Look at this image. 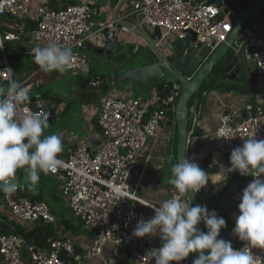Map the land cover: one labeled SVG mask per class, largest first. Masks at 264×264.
Segmentation results:
<instances>
[{
    "label": "built area",
    "instance_id": "built-area-1",
    "mask_svg": "<svg viewBox=\"0 0 264 264\" xmlns=\"http://www.w3.org/2000/svg\"><path fill=\"white\" fill-rule=\"evenodd\" d=\"M33 2L34 0H0V85L5 87L15 81L12 63L5 54L6 42H23V47L29 45L28 52L31 56L35 47H45L52 43L71 48L73 67L69 71L81 72V65L86 64L88 67L90 63L88 55L83 51L87 42L97 33L106 30H109V37H114L118 30V24L114 20H98V8L87 1L69 3L61 8L40 5L35 17V28L30 38L24 40V22L29 18ZM133 14L138 17L134 24L145 31H153L159 27L163 38L173 37L175 32L180 34V38L195 34L197 43L207 47H211L213 40L217 45L227 41L236 16L235 12L226 13L223 7L210 0H136L133 12L124 17ZM7 16L12 17L14 22H3ZM2 22L8 29L6 32L2 30ZM122 29L129 31L126 27ZM241 36L243 46L251 51L256 75L259 79H264V5L246 20ZM14 49L21 50L19 47ZM240 51L241 46L235 48L236 54ZM41 70L39 67L38 72ZM33 75L20 82L30 90L39 84L36 81L38 79H32ZM99 79L92 78L90 83L97 86L100 84ZM31 103L35 104L34 111L30 107ZM175 107V96L171 95L161 104L158 92L150 97L107 95L99 114V126L104 134L101 148L95 151L86 145H79L70 155H59L62 165L56 173H49L59 180L60 189L76 220L91 233V243L87 246L85 256L99 257V264H154V258L150 260L146 254L150 249L156 248L155 245L141 240L142 237H133L132 233L138 220L143 218L139 206L144 205L154 210L153 207L157 205L132 190L131 179L137 167L138 155L171 119L169 115ZM25 108L35 114H47L49 119V104L42 97L29 99L22 104L17 119ZM192 112L190 144L196 140L198 122L197 111ZM213 135L224 155H230L234 148L242 146L246 139L253 136L256 140H264V110L247 104L243 115L237 116L224 111L219 116ZM234 174L242 181L235 195L240 201L243 189L254 177L252 174L241 175L239 171ZM261 178L264 179V176ZM17 184V190L10 196L3 193L0 201L14 219L32 225L39 222L56 223L52 207L46 201H32L24 196V184ZM197 194L202 206H206L209 211L215 210L220 217L217 209L209 207L202 189ZM176 196L190 203L187 194H180L176 190L170 198ZM132 213L134 215H130ZM204 231H207L205 226ZM47 243H30L23 235L15 232L1 234L0 255L7 264H26L27 261L32 264H72L84 256L77 252V242L73 236L49 238ZM245 243L239 240L232 246L240 249ZM252 251L257 256V264H264V249L253 248ZM193 260L194 252L180 262L171 263L193 264Z\"/></svg>",
    "mask_w": 264,
    "mask_h": 264
},
{
    "label": "crops",
    "instance_id": "crops-1",
    "mask_svg": "<svg viewBox=\"0 0 264 264\" xmlns=\"http://www.w3.org/2000/svg\"><path fill=\"white\" fill-rule=\"evenodd\" d=\"M84 1L90 2L96 6L98 8L97 19L106 22L114 20L116 11L121 6L123 0H80V2ZM134 1L136 0H124L120 12V16H122L121 18H124V15L133 12ZM71 2L77 3V0H34L28 19L35 21L37 9L40 5H46L52 8H61ZM224 8L225 7H223V9ZM127 20L135 23L138 20V17L133 14L127 17ZM5 21L8 22V16L5 17V20H3V22ZM3 24L4 27H2V30L6 32L8 29L5 26V23ZM115 34L120 39V49L124 46H128L130 43H135L137 45L143 43V41L135 36L130 30L125 31L120 25H118V30L115 32ZM27 38L28 35L26 33L24 40H27ZM90 42L96 46H103L105 42L104 32L97 33ZM9 43L13 46V48L21 47L22 44L24 45L23 42L17 41H12ZM162 43L163 42H160V44ZM236 47L238 46L235 45L233 47L234 52ZM26 49H29V45L26 46ZM83 51L85 52V50ZM247 56L249 75L246 82L250 79L252 73H255L254 68L252 71L250 69L251 62H254V60L249 49H247ZM109 57L110 56L106 55L98 56L97 63L98 66L100 65V68H96L91 63H89L87 71H71L70 73L76 77L75 83L73 82L76 89L50 88L46 92L39 95L32 93L35 87L38 88L43 86L46 79L54 80L58 78L61 80L64 78V76H62L63 74L58 71H54L51 77L43 75V79H41V77L39 78L38 76L41 75L42 70L38 72L39 67H37L38 65L34 62L33 56H31L30 59H27V56L21 57L20 60L14 61L15 63L17 62L18 64L26 65L28 69L26 74L29 76L34 74L32 79H38L36 81H39V84L34 85L29 92L30 100H34L37 97H42L49 104L48 110L55 112L54 118L52 119L50 125L58 123L60 124L58 125V128L61 130L59 133H56L62 137L63 151L59 154L60 156L70 155L79 145H86L88 148L95 151H98L101 148L104 141V134L101 130V127L99 126V114L102 108L103 100L107 95L112 94L121 97H137L138 95H145L150 97L155 92H158L156 86L157 84L153 80H149L146 83L149 84L150 90L142 92V90L146 87V84L142 86V89H139V87L131 81L134 83L133 85L128 84L124 88H120L117 87V84L114 81L109 83V80L107 81L108 78L106 76L103 78L98 76L99 74L106 75V71H103L105 69L112 70L118 69L119 67L122 68L124 66V64L118 63L119 61L117 62L115 59V61H113ZM149 60L150 61L144 65L157 62V60L152 59V57ZM95 75L100 78V84L97 86H94L90 83V80ZM252 78L250 81H252ZM225 81L222 83L225 89L222 88V90H211L209 95L210 101L205 107L204 118L202 120L201 126L204 129L205 136L208 138L202 140L200 143V152H190L188 158L196 162L199 167H201L208 174L209 182L205 187L202 188V191L206 196H208L207 194L211 189L214 191L217 205L214 207V209L219 211L220 217H223L227 223V227L222 229L234 236L236 243L239 241V239L232 232V229L235 226V221L236 217L239 215V210L225 213L219 205V198L225 193L227 188L236 178L240 180L241 178L234 174V172L228 173L226 179L221 177L220 171L222 167H230V155H224L220 152L213 133L218 125L219 116L224 111L232 112L237 116L243 115L247 104L261 107L264 110V79L259 80L260 86H256V84H254V89H251L252 92H249L247 89V93H244V87L239 85L246 84V82L235 80L236 82L225 84ZM253 81L251 82L252 84H250V88L253 86ZM134 86L138 88V93L134 90ZM236 87H239L240 89H235ZM117 88H120L121 90H117ZM227 88L230 89L228 90ZM75 99H80V107L75 113H73L72 100ZM201 102L202 100L199 99L197 106L198 116ZM191 105L193 106V102ZM172 116L173 112H170L169 117L171 118ZM50 132L52 131L46 130V133H44L46 135L44 136H47V134L50 135ZM53 133L54 132H52V134ZM176 138L177 127L171 123L170 119L164 124L157 136L151 138L148 141L146 147L138 155L137 167L131 179L132 190H134L139 196L157 206H159L166 199H169L171 194L176 191L174 186L169 183V180L172 177L171 168L175 163H177L175 153L177 148ZM214 168L217 169V174L213 177L212 173ZM22 169H27V167ZM22 169H18L20 170L18 173H21ZM18 173L16 174L15 178L18 180V182L24 184L23 194H29L30 197H34L36 200L41 198L42 201H46L47 203L49 197L53 200V204H48L52 207L53 212L55 213L56 223L52 224V226L55 228L56 236L51 238L73 236L77 242V252L81 255H84L80 261L73 262L72 264H99V257L85 256L87 253V246H89L91 243V233L79 222L77 223L75 221L73 212L68 206L65 197L64 201H61L62 198L54 190V188L46 184V182L50 181V179H54L55 182L53 184L57 185L58 189L61 190L59 180L49 173L44 175L41 174L39 181L44 183L38 187L37 183L33 186L30 184V182L22 181L19 178L21 175ZM30 197L28 198L30 199ZM139 209L141 210L144 220L150 219L155 214L154 210L144 205H140ZM0 213L4 216H7V218L18 222V224H20L25 231L32 230L36 226L23 220L14 219L9 210L1 202ZM141 240L154 244L156 248L161 246V240L158 236L154 237L146 235L142 237ZM23 254L24 257H26L27 254L25 252ZM0 264H7L1 255ZM26 264L32 263L27 261ZM170 264L172 263L170 262Z\"/></svg>",
    "mask_w": 264,
    "mask_h": 264
},
{
    "label": "clouds",
    "instance_id": "clouds-1",
    "mask_svg": "<svg viewBox=\"0 0 264 264\" xmlns=\"http://www.w3.org/2000/svg\"><path fill=\"white\" fill-rule=\"evenodd\" d=\"M33 58L45 72L63 74L73 67L71 48L56 43L35 47ZM81 67L87 71L86 64ZM29 92V87L17 81L7 87L0 85V192L6 196L17 190V169L27 167L28 180L34 186L40 172L56 173L63 163L59 158L63 151L61 135H43L49 126L47 114H35L25 108L20 118H16L20 106L29 101ZM235 171L254 177L243 189L238 204L239 215L232 229L240 241L246 242L245 245L234 249L231 241L218 238L227 223L215 210L193 206L176 196L153 207L154 216L138 220L132 233L133 237H159L161 246L146 254L150 260L154 258V264L180 262L193 252L200 253L193 264H257L252 249H264V179L261 178L264 176V140H256L253 136L231 151L230 167H222L220 175L226 179L228 173ZM171 172L169 183L178 193L190 197L209 182L208 174L186 157H180ZM201 222L207 231L198 227Z\"/></svg>",
    "mask_w": 264,
    "mask_h": 264
},
{
    "label": "water",
    "instance_id": "water-1",
    "mask_svg": "<svg viewBox=\"0 0 264 264\" xmlns=\"http://www.w3.org/2000/svg\"><path fill=\"white\" fill-rule=\"evenodd\" d=\"M123 2L124 0L122 1V4ZM210 2L217 4L219 7H225L224 12L226 13L230 11L235 12L236 16L234 19L233 30L229 34L227 41L217 45V42L213 40L211 42V47H208L210 51L206 56H202L201 51L205 45L197 43V37L195 34H188L186 37L180 38V34L175 32L173 37L163 38L162 30L157 27L153 30L151 35L140 26L127 20V18H121V4L116 11L114 21L118 25L126 27L135 36L147 44L151 49L153 56L157 58V62L148 65L134 66L127 69L124 73H120L118 69H112L108 75H98L102 78L106 76L110 81H114L117 84V87H120L122 82L125 83L127 81L134 82L139 89H142V86L149 80H153L156 84H171V95L178 97L176 107L173 111L174 117H171V123L177 127V162L180 157L188 158L190 152L199 153L200 143L202 140L208 138L205 136L201 123L204 118L205 107L210 101L209 95L211 90L205 92V96L200 104V112L195 130L196 140L191 144L189 142V132L193 116L192 110L197 111L199 103L198 96L201 86L209 78L217 64L226 56H229L227 64L221 72L220 77L224 80H239L241 82H246L249 75L248 56L246 47L243 46L241 31L246 20L252 15V13L264 5V0H249L247 5L242 9L236 0H210ZM104 36L105 42L103 46H96L91 42H87L85 47L98 55H117L121 44L119 37H109V30L104 32ZM160 42L163 43L160 44ZM235 45L241 46L239 54H236L233 51ZM231 50L233 51V54L228 55ZM95 77L97 76L95 75L92 78ZM223 89L225 88L223 87ZM227 89L229 90L230 88ZM235 89L240 88L236 87ZM191 100L193 101V106L191 105L192 103L190 104ZM30 107L33 111L35 110L34 103H31ZM169 107L172 108V105ZM54 115L55 112L50 110L49 124L54 118ZM16 181L18 182V180ZM241 183L242 181L236 178L227 188L225 193L219 198V205L225 213L239 210L238 204L240 201L235 195L238 192ZM188 198L193 206H202V202L197 193L192 194L191 197L188 196ZM198 227L204 231L203 222H201ZM218 238H223L231 241L232 244H235V237L226 230L221 229L220 237ZM199 254V252H194V259L197 258Z\"/></svg>",
    "mask_w": 264,
    "mask_h": 264
},
{
    "label": "rangeland",
    "instance_id": "rangeland-1",
    "mask_svg": "<svg viewBox=\"0 0 264 264\" xmlns=\"http://www.w3.org/2000/svg\"><path fill=\"white\" fill-rule=\"evenodd\" d=\"M247 1L249 0H236V2L238 3V5L240 7H243V5L245 3H247ZM77 3H81L80 0H77ZM146 32H148L149 34L152 35L153 31H150V30H146ZM83 50H85V52L89 55V59H90V63L96 67V68H100L98 66V63H97V58L98 56H102V55H98L94 52H92L91 50L87 49V48H84ZM202 56H206L210 49L208 47H204L202 50ZM232 51V50H231ZM229 55V54H228ZM152 57V59H156L155 56L152 55L151 53V49L147 46V44H145L144 42L142 44H135V43H130L128 46H124L120 49L119 53L115 56H110L109 58L113 61H119L118 63H122L124 64V66L121 68L119 67V72L120 73H124L127 69H130L134 66H138V65H144L146 64L148 61H150L149 59ZM229 58V56H226L223 60H221L217 66L215 67L214 71L210 74L209 78L204 82V84L201 86V89H200V93H199V96L198 98L200 100H203L204 96H205V92L208 91V90H222L223 88V85L222 83H224V79L220 77L221 75V72L223 71L224 67L226 66L227 64V59ZM27 59H30V58H27ZM115 59V60H114ZM17 64V66H15ZM119 64V65H120ZM254 62H251V71L253 70L254 68ZM121 66V65H120ZM39 67V65L37 66ZM12 69H13V75H14V78H15V81L17 82H23L29 75H27V67L26 65H22V64H18L17 62L15 63H12ZM38 70V69H37ZM103 71H106V75H108V73L110 72L109 69H105ZM71 71H66L65 73H63L62 76H64L63 79H54V80H50V79H46L45 80V84L43 86H40V87H35L32 91V93L34 94H42L44 92H46L47 90H49L50 88H53V89H56V88H68V89H76L75 85L73 84V82L75 83V78L71 73ZM32 73V72H31ZM30 73V74H31ZM54 73V71H51V72H45L42 70L41 72V75L38 76L39 78L41 77V79H43V75L45 76H48V77H51L52 74ZM62 74V73H61ZM254 74V76H253ZM253 76V78H252ZM252 76L250 77V79L247 81L246 84H239L240 86H243L244 87V93H247V89L249 90V92H252V90L254 89V84H256V86H260L259 85V78L258 76L256 75V73H252ZM252 78V81H253V86L250 88V84H252L250 81ZM107 79V78H106ZM109 79H107L108 81ZM32 81V80H31ZM29 81V82H31ZM109 83L111 82L110 80L108 81ZM233 82H236L235 80H227L225 81V84H230V83H233ZM258 82V84H257ZM128 84H134L132 83L131 81H127L125 83H121V86L120 88H124L126 85ZM224 84V85H225ZM57 86V87H56ZM146 87L142 90V92H146L148 90H150V86L149 84H146L145 85ZM152 86V85H151ZM256 86H255V89H256ZM120 88H117V90H121ZM134 90L138 93V88L136 86H134ZM252 89V90H251ZM148 93V92H147ZM250 94V93H249ZM193 101L191 100L190 101V104L192 103ZM72 107H73V113H75L78 108L80 107V99H75V100H72ZM174 117V113H173V116ZM58 125H60L59 123L58 124H53V125H50L48 126L47 129H45L44 133H46V130H50L54 133H59V131L61 129L58 128ZM52 132H50V134H52ZM43 135H46V134H43ZM48 135V134H47ZM122 152H125V150H122ZM22 169V168H21ZM19 175V178L22 180V181H25V182H29L28 180V170L27 169H22L21 173H18ZM217 174V169L214 168V171L212 173V176L214 177L215 175ZM54 179H50V181H47L46 184L50 185L52 188H54V190L59 194V196L62 198L61 201L63 200L64 201V196H63V193L61 190L58 189L57 185H54ZM44 182H41V181H38L37 182V186H41ZM50 187V188H51ZM47 192V191H46ZM214 191H212V189L208 192V196H207V199H208V205L211 209H214V207H216V201H215V195H214ZM50 195V194H48ZM48 203L49 204H53V200L49 197L48 199ZM75 221L78 223V221L76 220L75 218Z\"/></svg>",
    "mask_w": 264,
    "mask_h": 264
},
{
    "label": "trees",
    "instance_id": "trees-1",
    "mask_svg": "<svg viewBox=\"0 0 264 264\" xmlns=\"http://www.w3.org/2000/svg\"><path fill=\"white\" fill-rule=\"evenodd\" d=\"M248 2V1H247ZM69 4V3H68ZM247 5L245 3L242 9ZM66 6V5H65ZM8 21L10 23L14 22V19L12 17H8ZM25 25V31L28 35V38H30L32 30L35 28L36 22L32 21L31 19H27L24 22ZM5 54L8 60L11 63H14L15 60H20L21 57H27L30 58V54L28 52V49L26 47H21L20 51L14 50L13 46L9 43L6 42V49H5ZM233 51L229 53V55H232ZM17 66V64L15 65ZM36 80V79H35ZM247 83V82H246ZM157 86V91L160 96V103L163 104L165 100H167L171 96L172 92V86L171 84L166 85L164 83H159L156 85ZM178 101V97H176V103ZM176 146H177V138H176ZM177 152V148L175 150V153ZM20 170H17L16 174ZM41 174H45L43 172H40ZM24 196H29V194H23ZM3 192H0V201L2 199ZM32 201H36L34 197H30ZM41 200V198L39 199ZM1 221H0V235L1 234H9L11 232L19 233L23 235L30 243H36L40 245H47V240L51 237H55V228L52 226V224L49 223H44V222H39L35 228L32 230H27L25 231L18 222L15 220L7 218V216H4L3 214L0 213Z\"/></svg>",
    "mask_w": 264,
    "mask_h": 264
},
{
    "label": "flooded vegetation",
    "instance_id": "flooded-vegetation-1",
    "mask_svg": "<svg viewBox=\"0 0 264 264\" xmlns=\"http://www.w3.org/2000/svg\"><path fill=\"white\" fill-rule=\"evenodd\" d=\"M151 53H152V51H151ZM153 55V54H152ZM156 58V57H155ZM156 60H157V58H156Z\"/></svg>",
    "mask_w": 264,
    "mask_h": 264
}]
</instances>
